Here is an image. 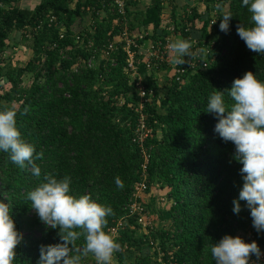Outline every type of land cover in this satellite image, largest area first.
<instances>
[{
	"label": "trees",
	"instance_id": "1",
	"mask_svg": "<svg viewBox=\"0 0 264 264\" xmlns=\"http://www.w3.org/2000/svg\"><path fill=\"white\" fill-rule=\"evenodd\" d=\"M170 1L174 10L173 0ZM193 1L204 6L203 14L190 7L179 25L173 23L171 11V21L173 34L179 29L181 38L192 44L193 56L177 67L187 69L189 63H194L196 71L185 72L178 80L169 54L166 61L156 66L172 71L159 99L154 78L144 65L137 66L142 86L150 94L142 111L149 130L143 141L149 154L148 191L154 184L167 190L165 199L170 205L164 214L169 222L149 237L141 238L129 228L135 224L132 217L128 218V226L115 239L120 249L126 246L125 251L114 253L118 264H161L140 255L149 247L148 238L158 243L161 262L165 264H214L211 244L226 234L240 236L251 231L253 241L264 250V233L258 235L253 229L244 202L241 201L239 214L232 211V201L242 186V165L232 159L233 144L223 142L214 132L217 120L205 112L214 90L225 91L230 105L227 90L244 73L252 72L264 81V55L247 49L237 35L238 25L251 26L250 13L241 6V0ZM19 2L9 0L7 9L0 8V108L16 111L21 137L43 156L34 160L41 169L38 178L30 167L20 169L10 161L8 153L0 152V199L11 205L16 228L23 234L16 249V264H37L39 247L59 242V229L44 225L27 200V193L44 182L45 174L58 179L67 175L71 178L72 195H88L111 207L113 215L106 217L105 232L127 215L126 206L143 162L135 142L137 79H130L124 71L126 55L122 43L114 53L104 56V52L123 33L124 21L128 36L135 31L133 22L144 29L152 26L154 34L165 28V32L143 39L152 42L168 36L170 24L167 21L169 25H163V0H150L140 18L134 16L131 20L128 11L123 19L102 8L97 0H41L33 9L19 7ZM212 6H216V22L210 25ZM49 13L54 18L50 27L46 21ZM225 14L232 16L227 33L218 27ZM85 16L90 25L79 34L84 42L92 41L90 49L76 44L72 33L76 20ZM198 20L201 27L195 29ZM61 26L66 30L63 39L58 34ZM25 27L29 37L22 38L32 56L24 67L13 70L4 58V49L12 32ZM210 44L211 51L203 55V47ZM12 46L15 42H11ZM91 56L103 58L95 67L87 68L85 63ZM117 177L124 184L122 189L115 184ZM76 246L82 251L83 236ZM85 259L86 256L82 264Z\"/></svg>",
	"mask_w": 264,
	"mask_h": 264
},
{
	"label": "clouds",
	"instance_id": "2",
	"mask_svg": "<svg viewBox=\"0 0 264 264\" xmlns=\"http://www.w3.org/2000/svg\"><path fill=\"white\" fill-rule=\"evenodd\" d=\"M241 6L250 13L251 26L238 25L236 32L247 49L264 55V0H241ZM231 14L220 18L219 30L227 33ZM216 22V21H215ZM214 22V23H215ZM166 47L176 65L187 63L184 59L193 56L192 44L187 39H176ZM225 100V91L214 90L208 97L206 113L217 120L214 132L223 142L234 146L232 159L242 165L239 174L242 186L238 197L233 199L232 211L239 214L241 201L249 211L251 224L257 234L264 233V81L252 72L233 80ZM16 111L0 108V152L8 153L12 163L20 169L31 168L35 177L41 176V169L34 160L41 159L42 152H36L34 145L26 142L16 126ZM42 183L27 193V200L39 220L52 229H59V242L39 247L37 264H82L89 253L96 264H112L114 253L120 244L104 231L106 217L113 215L109 206L97 203L88 195L71 194V178L65 175L57 178L45 174ZM117 188L123 182L115 179ZM84 237L82 251L76 241ZM23 240V234L16 228L12 218V207L0 199V264H16V249ZM214 264H264L256 241L245 242L240 236L224 235L211 244Z\"/></svg>",
	"mask_w": 264,
	"mask_h": 264
},
{
	"label": "built area",
	"instance_id": "3",
	"mask_svg": "<svg viewBox=\"0 0 264 264\" xmlns=\"http://www.w3.org/2000/svg\"><path fill=\"white\" fill-rule=\"evenodd\" d=\"M9 0H2L0 2V8L1 9H7ZM101 2L102 8H108L111 11H114L116 14L120 15L125 18V15L128 11L130 2L134 0H97ZM163 4L167 5L166 1L163 0ZM204 7V6H202ZM213 7V6H212ZM214 6L213 8H215ZM215 13V9H213V12ZM211 13L210 15V25L214 24L215 17ZM46 21L48 27L53 25L54 18L49 13V15L46 16ZM168 23L170 24V28L168 29V36H165L162 38V40H156L155 42H152L151 40L144 41L145 38L144 35L133 33L131 36H128V24L124 21V31L121 34L120 37L114 39L112 42H110L104 52V56H108L115 52L117 45L119 43H122V51L126 55L125 59V67L124 71L126 74L129 75V77H133V79H137L136 88L138 93V106L135 109L136 113H138V120H137V127L135 131V142L138 145V148L140 149V153L143 159V162L140 166V175L138 181H136L133 184L129 203L126 206L127 215L124 217L118 219L110 228L107 229L106 233L111 235L114 239H116L119 235V232L123 230L125 226H128L127 221L128 218H133L135 226L129 225L130 229H133L134 231L141 232V238L149 237V234L153 232L155 229L154 224L150 221L148 216L146 215V208L145 204L143 203V200L146 198V195L148 193V159L149 154L147 150L143 146V141L146 139V137L149 134V130L146 129L145 126V117L142 114L143 111V105L147 101L145 99L150 94H146V91L141 83V78L138 75L137 66L138 64H142L146 67L147 72H149L152 68L156 67V64L163 63L166 61V57L170 54L169 49L166 47V45L172 41V35H173V27H172V21L168 20ZM40 26H37L39 28ZM19 33L24 38L29 37V30L25 27L24 29L20 30ZM66 30L64 27L59 28V39H63L65 36ZM74 42L78 44L83 49H90L93 46L92 41L88 40L84 42L82 34H75L74 35ZM143 40L141 44L138 43V41ZM212 44L209 45L208 48L203 47V55L207 54L208 51H211ZM15 50V48L13 49ZM172 70L174 71V74L176 75V78L179 80L182 75H184L185 72L190 71V73H194L195 70V64L189 63V67L187 69L178 68L176 64L172 63ZM85 67L91 68L90 64L85 63ZM205 67V64H202V68ZM130 77V78H131ZM147 95V96H146ZM252 232L248 231L245 233V236H247V239L252 242L253 236ZM149 241V247H147L148 250H152V259L153 261H158L161 264H165L161 262V253L160 249L158 247V243L156 241H153L151 238H148ZM126 250V246H124L119 251L123 252ZM95 258L94 256H92Z\"/></svg>",
	"mask_w": 264,
	"mask_h": 264
},
{
	"label": "rangeland",
	"instance_id": "4",
	"mask_svg": "<svg viewBox=\"0 0 264 264\" xmlns=\"http://www.w3.org/2000/svg\"><path fill=\"white\" fill-rule=\"evenodd\" d=\"M41 0H20V2L18 3L19 7H22L24 9H33L35 6H37L39 4ZM146 0H139V2H137V4L139 5V8L144 7V3ZM166 1V0H165ZM177 3H175V0L173 1V6H175L176 8L180 7L182 8L185 4L187 3L188 0H176ZM168 2V5H164L163 8V13H162V20L164 22V25L167 26L169 25L167 23L168 20H172L171 19V11H172V5L170 6V3L172 1H166V3ZM133 3V4H132ZM136 3L134 2H130L129 4V8L128 10L133 9V6H135ZM141 5V6H140ZM192 4H185L186 7L191 6ZM174 7V8H175ZM191 7H195L196 11H198V8H200L201 6L198 4H194ZM202 9H205L204 7H202ZM216 9V7L214 8ZM190 9H188L189 11ZM183 8L180 9L179 11H177V13H179V17L175 18V16H173V23L174 24H182V18L184 15L183 12ZM129 12V11H128ZM199 12V11H198ZM130 13V16L134 19V16L137 18H140L138 16V11L134 12L133 10ZM223 13H225V10H223ZM213 16L215 17V13H212ZM185 20V19H184ZM183 20V22H184ZM90 25V20L87 16L83 17L82 19H77L76 22L74 23L72 30V33L75 34H79L84 32L83 30L86 28H88V26ZM198 29V28H196ZM175 37L177 36L178 39H181V36L179 33L180 30L175 29ZM174 41V40H172ZM11 42L14 43L15 42V46L11 47ZM15 48V50H13ZM32 54L29 52V49L26 47V43L22 38V35L19 32H12V34L10 35V41L8 42V44L6 45L5 49H4V58L6 59V61L9 63V68L16 70L19 68H22L25 66V64L31 59ZM103 57H99L98 59H96L94 56H91L88 60H87V64H90L91 67H95L97 65V63L99 62V60H101ZM186 61L189 60L188 57L184 58ZM158 64H156L157 66ZM149 75L150 77H152V79L156 82L157 86H158V98L160 99L164 92H165V86L168 83L169 79L171 78L172 74L170 75L169 70H164L162 67L159 68L154 67L149 71ZM129 77V76H128ZM131 77V76H130ZM129 77V78H130ZM130 79H133V77H131ZM30 80H25L26 83H29ZM149 102H150V98H149ZM158 103V102H157ZM156 103V105H158ZM160 136V134L158 133V137ZM166 193L167 190L166 189H161L159 187L158 184H154L151 185L146 198L143 200V203L145 204V208H146V215L148 216V218L150 219V221L154 224L155 230H159L162 226H166L168 225L169 219L168 216L166 214H164L166 212V210L168 209L170 202L167 201L165 199L166 197ZM162 213L159 215V213ZM241 238H243L245 240V242H250L247 239V236H245V234L240 235ZM261 248V247H260ZM152 250H148L145 249L141 252L140 255L142 256H149L151 257ZM135 256H137V254H135ZM261 260H264V256L261 257ZM85 264H96L95 258H93L92 256L88 255L86 256L85 259ZM112 264H118L116 263V258L114 256Z\"/></svg>",
	"mask_w": 264,
	"mask_h": 264
},
{
	"label": "crops",
	"instance_id": "5",
	"mask_svg": "<svg viewBox=\"0 0 264 264\" xmlns=\"http://www.w3.org/2000/svg\"><path fill=\"white\" fill-rule=\"evenodd\" d=\"M174 1V0H173ZM134 3H136V5L135 6H133V9H131V10H128L129 12H131L132 10L134 11V12H136V11H138V12H140V13H138V16L140 17V15L143 13V11L148 7V5L150 4V0H146L145 1V3H144V7H142V8H139V5L137 4V2H139V0H134L133 1ZM175 3H177V1L175 0ZM192 4L191 6H193L194 4H195V2L193 1V0H191V1H187V3H185V4ZM133 4V3H132ZM174 4V3H173ZM185 4H183L184 6L182 7L183 8V10L184 11H188V8H190L191 6H188V7H186L185 6ZM199 5V4H198ZM141 6V5H140ZM182 8H180V7H178V8H174V10H172L173 11V13H174V16L177 18V17H179V13H177V11H179L180 9H182ZM130 9V8H129ZM183 11V12H184ZM198 13H200V14H203L204 12V9H202V6L200 7V8H198ZM130 14V13H129ZM132 19V17H130V20ZM131 22V21H130ZM133 25H134V28H135V33H138V34H142V35H144L145 37H152L153 35L155 36V35H159L160 33H163V32H165V28H160L159 30H157L156 32H155V34H154V31H153V28H152V26H147L145 29L137 22H133ZM163 25H164V22H163ZM163 27V26H162ZM200 27H201V22L198 20V21H196V23H195V29L196 28H198V29H200ZM176 39H178L177 38V36L175 37V35L173 34L172 35V40H176ZM148 40V39H147ZM171 56V55H170ZM168 66H170L169 64H168ZM157 69V68H156ZM168 70H169V73H170V75L172 74V71H171V68H167ZM148 75H149V72H148ZM135 235L137 236V237H140L141 236V232H138V231H135ZM236 236H239L238 234L236 235ZM260 247V246H259ZM261 249V251L262 252H264V250H263V248L261 247L260 248ZM123 264H128V262H125V263H123Z\"/></svg>",
	"mask_w": 264,
	"mask_h": 264
}]
</instances>
